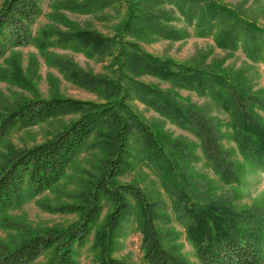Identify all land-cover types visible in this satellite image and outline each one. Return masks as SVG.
Returning <instances> with one entry per match:
<instances>
[{
    "label": "trees",
    "instance_id": "obj_1",
    "mask_svg": "<svg viewBox=\"0 0 264 264\" xmlns=\"http://www.w3.org/2000/svg\"><path fill=\"white\" fill-rule=\"evenodd\" d=\"M89 0L71 4L74 12L89 14L113 0ZM0 62L11 51L33 42L32 25L41 14V0H0ZM128 15L122 33L107 37L99 32L70 27L48 44L84 53L90 58H111L106 75H94L70 60L57 57L48 63L69 81L100 94L106 103L71 98L18 100L0 110V219L24 202L54 190L69 168L85 150L102 154L93 180L80 186L75 202L57 210L77 215L65 229L30 230L23 226L19 241L0 243V264H33L47 253L46 264H79V255L93 236V264H130L115 257L119 240L128 236L126 227L134 224L142 236V252L147 264H193L166 246L170 232L158 226V206L135 183L120 179L138 166L158 169L165 182L174 185V208L186 230L187 240L196 251L199 264H262L264 258V207L235 209L232 200L205 199L191 194L178 182L181 174L176 153L168 149L154 131L129 105L137 100L162 117L193 132L202 142V151L227 185L242 181L245 168L223 150L218 121L209 119L181 99L173 89L208 93L232 111L239 151L248 166L264 172V122L256 109L264 103L246 95L234 77L212 69L177 63L142 50L138 41L158 37L181 40L183 33L165 22L166 13L155 12L156 0H127ZM175 6L200 37L216 34L218 45L227 50L246 46L248 57L264 63V29L243 19L237 11L216 0H163ZM105 4V5H104ZM130 36L134 41L126 40ZM136 39V40H135ZM138 40V41H137ZM41 51L49 45H39ZM0 79L24 89H33L14 58ZM152 76L169 82L161 90L139 78ZM79 115L67 128L44 143L17 148L9 143L13 131L38 126L51 119ZM177 180V181H176ZM108 211L102 218L104 210ZM8 224H10L8 222ZM12 224V223H11ZM13 225L7 228H13Z\"/></svg>",
    "mask_w": 264,
    "mask_h": 264
},
{
    "label": "rangeland",
    "instance_id": "obj_2",
    "mask_svg": "<svg viewBox=\"0 0 264 264\" xmlns=\"http://www.w3.org/2000/svg\"><path fill=\"white\" fill-rule=\"evenodd\" d=\"M88 1L41 0V14L31 27L33 42L28 47L10 51L0 62V70L8 69L9 61L16 58L21 64L24 76L33 85V89H24L0 79V110H4L5 107L13 105L18 100L35 97L71 98L106 103L100 94L72 83L57 68L48 63L49 58L57 57L70 60L82 70L94 75H106L108 72L105 67L111 65V58H90L84 53L48 44L56 40V35L61 31L69 32L71 26L96 31L107 37L122 33V27L128 15L127 0H113L111 5H102L98 10L89 14L74 12L70 8L74 2L84 5ZM156 1L159 4L155 6V12L166 13L172 19L171 22H160L182 32L183 39L174 41L154 37L146 41L137 40L143 51L180 64L227 73L245 89L247 96L264 103V63L251 60L243 42H239L238 48L234 50L223 49L218 45L215 31L211 35L200 37L196 28L186 23L185 16L175 6L161 3L160 1L163 0ZM216 1L236 10L243 19L264 29V0ZM125 38L128 41H134L130 36ZM39 45H49V47L43 52L39 49ZM139 80L164 91L172 88L169 82L152 76H143ZM173 90L181 99L198 109L206 117L219 122L222 149L232 153L233 161L235 160L245 168V174L240 183L225 184L204 155L202 142L193 132L162 117L146 104L137 100L131 101L129 105L132 109L154 131L160 141L177 154L175 160L181 174L177 177L178 182L182 183L183 187L187 186L185 188L189 193L207 200L228 198L232 200V205L237 210L264 207V172L253 169L244 161L239 151L237 129L229 106L213 99L208 93L200 94L180 88ZM255 112L264 122V111L257 108ZM78 117L79 115L59 117L27 130L13 131L9 136V143L17 148L33 147L44 143L67 128ZM4 151L3 145L0 147V153ZM102 157L98 151L89 149L83 151L69 168L67 176L54 190L9 210L7 215L0 219V243L19 241L21 234L15 228L20 225L32 231L52 228L60 230L76 222L77 215L60 213L57 210L75 202L74 195L80 191V186L93 180L97 174V166ZM120 181L124 184H137L144 190L149 200L158 206V213L163 218L158 226L172 235L169 236L171 240L167 241L166 246L191 263L199 264L195 248L187 240L186 230L179 215L175 212L174 185L165 182L158 169L144 166V164L121 178ZM107 211L108 208L104 210L102 218L105 217ZM10 225L14 227L7 228ZM126 231L128 236L119 240L121 249L114 256L130 264H147L141 249L142 236L137 227L134 224H128ZM93 239L92 236L89 244L81 250L79 264H93L91 252ZM49 256L50 253H47L33 264H46ZM262 264H264V258Z\"/></svg>",
    "mask_w": 264,
    "mask_h": 264
}]
</instances>
